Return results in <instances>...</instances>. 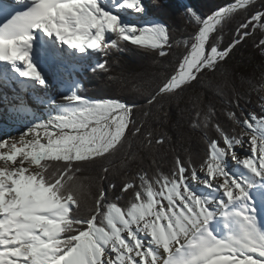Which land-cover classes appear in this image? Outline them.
Returning <instances> with one entry per match:
<instances>
[{
  "label": "snow or ice",
  "instance_id": "1",
  "mask_svg": "<svg viewBox=\"0 0 264 264\" xmlns=\"http://www.w3.org/2000/svg\"><path fill=\"white\" fill-rule=\"evenodd\" d=\"M257 2L234 0L205 17L187 9L195 28L174 49L166 25L137 27L121 18L128 10L143 15L142 0H26L25 11L0 25V62L45 87L30 55L36 34L44 38L43 50L72 63L137 46L171 64L145 97L147 104L196 109L198 118L204 108L211 123L215 105H205L204 89L239 45L264 30V0L259 7ZM245 14L222 45L223 26ZM256 48L264 56V31ZM173 53L175 61L169 59ZM97 70L107 72V61L97 59ZM142 88L135 84L131 91ZM63 99L69 107L61 114L19 138L0 139V264H264V229L249 194L253 184L227 168L234 161L264 183V115L226 111L236 127L228 132L215 125L217 136L207 141L199 169L177 158L168 174L138 170L117 184L108 180L110 164L134 161L140 151L135 140L145 150L165 141L144 134L134 101L78 94ZM89 167H99L98 179L106 183L97 187L94 178L79 175ZM197 188L211 195H197ZM217 218L226 235L211 227Z\"/></svg>",
  "mask_w": 264,
  "mask_h": 264
},
{
  "label": "trees",
  "instance_id": "2",
  "mask_svg": "<svg viewBox=\"0 0 264 264\" xmlns=\"http://www.w3.org/2000/svg\"><path fill=\"white\" fill-rule=\"evenodd\" d=\"M232 2L234 0H143L146 13L168 27L174 49L177 47V41L188 39L195 28V24L188 18L187 9L205 17ZM245 16L246 14L237 17L223 26L219 33L223 38L222 45L230 42L236 27ZM261 31L264 30L257 29L253 37L239 45L228 58L222 72L212 79V86L205 87V105L207 100H211L215 105L212 108L214 115L211 123L203 118L204 108L198 118L196 109L181 112L175 104L168 102L152 106L147 104L145 97L149 96L157 79L165 74V69H169L171 64L169 61H162L158 56L144 53L137 46L124 48L119 52L112 50L106 57L97 58L107 61V72L92 71L97 59H88L85 65L75 70L74 74L81 82L78 94L94 99L119 98L125 103L134 101L135 119L145 130L144 134L151 132L155 139L165 141L163 145L154 144L151 150H145L141 148L140 141L135 140V145L140 148L135 160L125 167L119 160L114 159L110 164L112 170L108 180L120 184L138 170H147L149 175L155 171L168 174L177 158L185 164L192 163L199 169L200 160L207 151V141L217 136L215 125H221L228 132H232L236 127L227 119L226 111H235L238 116L252 112L264 115V99L261 95L264 89V56H261L256 48ZM175 58L173 53L169 59L175 61ZM135 84L143 86L142 92L131 91ZM53 96L56 100L63 101L65 95L60 92L59 95ZM194 123L197 124L196 127H193ZM153 160L156 164L152 163ZM99 172V167H89L79 175L94 178L98 187L101 183H106L98 179Z\"/></svg>",
  "mask_w": 264,
  "mask_h": 264
},
{
  "label": "bare ground",
  "instance_id": "3",
  "mask_svg": "<svg viewBox=\"0 0 264 264\" xmlns=\"http://www.w3.org/2000/svg\"><path fill=\"white\" fill-rule=\"evenodd\" d=\"M122 13L128 15V11ZM139 23L140 27L145 26L141 22ZM43 39V37L38 36L37 39L33 41V50L30 53L33 63L39 69H41L40 67H43L48 73L54 75L56 79L64 80V87L67 86V90L70 95L78 94L77 84H71L69 75L64 72V69H62L67 68V70H72V65L68 64V62L66 61H61L58 58L53 59L52 56L44 53V51L40 47ZM76 58L77 57H75V59ZM6 63L7 62H0V68H5L8 70L7 75L9 78H11V80H9L10 83L18 82V79L25 80V78H19L18 74L14 73L12 66ZM60 63H66L67 66H62ZM3 75L4 74L2 72V74L0 75V139L10 140L12 138H19L20 134L27 131L28 128L38 123H46L52 116L61 114L69 107L67 102L55 103L49 99L45 100L46 94L42 93L40 87H38L35 82H29L26 80L25 81L30 84V88L32 89V94L35 98L33 102H35V104H31L30 99L28 98V94L22 88L20 89L21 97L15 98V96L12 95L10 91L11 89L15 91L18 90L15 89L14 85L13 87H8V83L5 82ZM17 93H19V91ZM88 99L94 100L90 98ZM245 151L246 146L245 150H241V154L243 155ZM227 168L231 169L230 174H234L238 180L253 184V187L249 189V194L251 196V205L255 208V210L257 208V205H259L261 208H264V183H260L258 180H253L252 174L249 173L246 169H243L242 166L235 164L234 161L233 164L231 163L230 167ZM197 195L207 196L211 194L208 192H199ZM255 216L259 226L260 215L257 210L255 211ZM224 224L225 222L222 218H217L211 222V227L218 235L223 236L228 232V229L225 228Z\"/></svg>",
  "mask_w": 264,
  "mask_h": 264
},
{
  "label": "rangeland",
  "instance_id": "4",
  "mask_svg": "<svg viewBox=\"0 0 264 264\" xmlns=\"http://www.w3.org/2000/svg\"><path fill=\"white\" fill-rule=\"evenodd\" d=\"M142 3H143V0H142ZM145 10L146 9H145V6H144V14L143 15L136 14V13H133L131 10H128V15H125V14L121 13V18L124 21L128 22V23L136 24L137 27H140V23L139 22H141L145 26H146V24H151V23L163 24L162 22H160V21L156 20L155 18H153L151 15L147 14ZM45 52L46 51L44 50V53ZM99 57H87V58H85V57H77L76 59L79 60V63L68 62V64L72 65V67H73L72 70H70V69L67 70V68H62V69H64V72L69 75V78L71 79L70 83L71 84H73V83L77 84V89H78L77 93H78V91L80 89L81 82L79 81V79L77 77H75V74H74L73 70L74 69L77 70L80 67H82L83 65H85L87 63L88 59H90V61H91V60H96ZM60 64L62 66L64 65L65 67L67 66L66 63H60ZM40 68H41L40 70L42 71V74L45 76L46 86L45 87L38 86V87H40V90L42 91L43 94H46L45 95V97H46L45 100L49 99V100H51L52 102H55V103H65L66 102L65 100H63V101L56 100V98L52 96V95H57V94L59 95L60 92L64 93V95H65L64 97H67V96L70 95L68 90H66L63 87L64 83H62L61 80L56 79V77L54 75L48 73L43 67H40ZM1 74H2V72H0V75ZM18 80H19L18 82H14L12 84L8 83L7 85H8V87H10V86L13 87V85H14L15 89H17L19 91V93H17L18 91H15V90H13L11 88H10L11 89L10 93L12 95H14L15 98H20L21 97L20 89L22 88L28 94V98L30 99L31 104H35V102H33V100L35 98H34V95L32 94V89L30 88V84H28V82H26L23 79H18ZM63 82H64V80H63ZM261 95L264 98V89L262 90ZM83 97H87V96H83ZM88 98H90V97H88ZM90 99H94V98H90ZM94 100H97V99H94ZM231 163L233 164V161L232 162L228 161L227 167H230ZM230 171H231V169H230ZM199 192H207V191L204 190L203 188H197L196 189V193L198 194ZM256 210H257V212L260 215V225H259V227L261 229H264V208H261L259 205H257Z\"/></svg>",
  "mask_w": 264,
  "mask_h": 264
},
{
  "label": "water",
  "instance_id": "5",
  "mask_svg": "<svg viewBox=\"0 0 264 264\" xmlns=\"http://www.w3.org/2000/svg\"><path fill=\"white\" fill-rule=\"evenodd\" d=\"M233 3V2H232ZM228 5V4H227ZM227 5H225V6H227ZM225 6H223V7H225Z\"/></svg>",
  "mask_w": 264,
  "mask_h": 264
}]
</instances>
